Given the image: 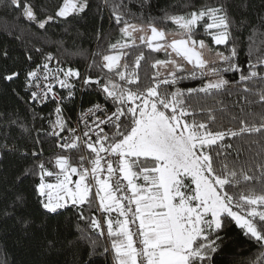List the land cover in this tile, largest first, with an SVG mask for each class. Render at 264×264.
Instances as JSON below:
<instances>
[{"label":"snow or ice","instance_id":"1","mask_svg":"<svg viewBox=\"0 0 264 264\" xmlns=\"http://www.w3.org/2000/svg\"><path fill=\"white\" fill-rule=\"evenodd\" d=\"M132 2L102 0L98 11L107 10L109 24L120 33L108 42L107 52L116 54L98 49L83 73L36 49L45 62L23 71L27 98L16 88L12 92L30 107L32 102L55 105V120L51 113L42 117L32 111L33 119H48L51 130L45 137L55 139L60 153L53 168L47 167L53 162L40 159L42 148L17 142L32 129L19 116H5L8 128L21 131L16 139L8 131L0 135V161L9 155L19 161L15 174L0 182V217L13 219L28 234L35 221L25 214L27 201L19 188L26 177L38 176L33 193L44 215L70 209L87 225L76 240L68 241L74 247L73 264H95L110 255L113 264H214L232 223L258 247L251 264H264V0L255 20L248 14L250 0H184L174 6L184 9L182 14L165 11L159 17L161 23L176 25L175 31L157 27L150 12L143 18L133 13ZM136 4L143 11L151 0ZM8 7L45 29L86 13L90 4L62 0L51 15L29 0H8ZM234 8L241 10L238 17ZM200 29L214 45L226 46L227 54L198 39ZM109 36L97 28L98 44ZM137 39L152 52L165 53L151 64L155 71L147 83L138 71L144 53L130 66L121 63L129 53L117 51L132 48ZM242 46L247 48L244 64L239 61ZM64 53L76 56L83 50L65 48ZM27 59L33 61L31 55ZM93 68L101 75L93 78ZM227 73L238 78L230 81ZM20 76L21 70L0 69L5 82ZM196 79L197 86H180ZM73 81L102 98L80 108L75 126L64 111L76 96ZM42 142L39 136L33 140L35 145ZM49 177L56 182H47ZM56 243L55 237L46 238L48 249ZM0 264H8L7 259Z\"/></svg>","mask_w":264,"mask_h":264},{"label":"trees","instance_id":"2","mask_svg":"<svg viewBox=\"0 0 264 264\" xmlns=\"http://www.w3.org/2000/svg\"><path fill=\"white\" fill-rule=\"evenodd\" d=\"M29 2L43 6L47 14H54L56 8L62 3V0H29ZM102 0H89L90 8L86 13L68 17L67 20L59 19L46 25L45 29H39L35 24L25 20L20 13L8 7V0H0V69L7 67L8 69L21 70L19 79L13 82H5L0 80V135L5 131L10 132L11 138L16 139L20 134V129L16 127L8 128L5 123V116L15 118L19 116L24 120L27 127L32 129L31 135H25L23 139L17 142L26 145L28 148L35 147L38 151L42 148L43 155L41 160H51L53 163L46 164L50 169L54 166V156L58 154L55 147V139L45 137V133L49 131L48 119H33V111L39 116L48 117L51 113L53 116V105L47 104L38 106L32 102L31 107L25 103V100L18 98L12 89L16 88L20 96L27 98V94L23 90V71L28 68H35L36 64L44 63L43 55L36 52L39 48L42 53L51 52L54 57L65 61L63 67L79 68L81 73L84 72L88 64L91 63L92 53L98 49L108 50V42H115L119 38L120 33L116 26L110 25L107 10L102 13L98 11ZM184 0H151V6L140 10L136 4V0L129 5L132 12L136 15L145 16V13L150 12L153 17L157 18V27L165 28L166 31H175L177 26L170 21L161 23L159 17L167 11L172 14H182L184 9L174 7L182 4ZM199 3L200 0H195ZM240 0H236L239 3ZM252 7L248 9V14L255 20V13L260 9L261 0H250ZM38 14L43 18L44 13L37 8ZM239 8H234V15L239 16ZM101 15L103 20H101ZM132 22H137L133 20ZM103 28L104 33H110L108 40H102L97 43L96 30ZM201 35L197 38L205 39V42L212 48L225 51L226 46L214 45L211 37L203 36V29L199 30ZM247 36V33L244 34ZM173 37L169 36V40ZM175 38H179L178 36ZM244 37H242L243 39ZM71 51L83 50V54L76 56L65 55L64 49ZM129 53L122 57L121 63H129L131 66L134 59L141 52L145 55V60L141 61V67L138 70L143 82L147 83L149 77L155 69L151 68V64L156 59H164L163 51L157 53L152 52L146 45L141 44L137 39L136 45L132 48L117 50ZM7 52V57L3 53ZM247 48L242 46L240 49L239 61L244 64L247 60ZM113 54V52H107ZM31 55L33 61H29L27 56ZM97 61L100 57H96ZM56 60L49 62L50 68H56ZM190 67V66H189ZM106 71V70H105ZM93 78L101 75L98 69H91L90 73ZM225 78L230 81L238 78L236 73H227ZM200 80H185L180 85L181 87H194L199 85ZM231 99V98H229ZM101 100L102 98L93 89L87 91H76L74 101L64 104L65 115L75 118L81 107L90 106L91 103ZM27 117V119H24ZM39 136L42 143L35 145L33 140ZM60 153V152H59ZM66 154V153H65ZM75 155V153H73ZM19 166V161L9 155L0 161V182H3L5 177H12L15 174L16 168ZM55 177L47 178V181L54 180ZM39 182L38 176H29L24 180V184L20 186L19 191L25 196L27 204L25 214L30 215L35 224L28 232L22 230L13 219L0 217V261L7 259L8 264H73L74 247L69 245L68 241H74L80 235V230L87 227L84 222H78L76 215L70 209L61 210L59 216H45L40 208L37 199L33 193V185ZM99 215V213H97ZM115 215V214H113ZM39 225V227H37ZM95 235V234H93ZM55 237L57 243L55 249H48L46 238L52 239ZM227 241L221 246L220 250L214 254V264H251L258 255V247L253 241L249 240L244 233L232 223L227 229ZM102 244L110 247V242L107 239L101 238ZM95 264H113L112 256L110 255L107 261L98 258Z\"/></svg>","mask_w":264,"mask_h":264},{"label":"built area","instance_id":"3","mask_svg":"<svg viewBox=\"0 0 264 264\" xmlns=\"http://www.w3.org/2000/svg\"><path fill=\"white\" fill-rule=\"evenodd\" d=\"M54 69V68H52ZM74 83H76L77 85V91H81L80 90V85H79V82L78 81H73ZM57 90L60 91V92H64L65 90H62V89H59V86H57ZM35 103L36 105L38 106H42V105H47V104H50V105H53L55 107V105L53 103H45V104H40V103H37V102H33ZM89 107V106H88ZM87 107H85L84 109H86ZM80 111V110H79ZM79 111L77 112L75 118L72 120L73 121V126H75V121H76V118L77 116L79 115ZM52 120H55V113L53 112V116H52ZM81 127H83V125H81ZM51 130V127L49 126V131ZM65 133H62V135H64ZM57 152L59 153L60 152V149H57ZM135 229V226L133 227V230Z\"/></svg>","mask_w":264,"mask_h":264},{"label":"rangeland","instance_id":"4","mask_svg":"<svg viewBox=\"0 0 264 264\" xmlns=\"http://www.w3.org/2000/svg\"><path fill=\"white\" fill-rule=\"evenodd\" d=\"M149 34H150V30H149ZM139 34H137V33H134V36H138ZM113 54H116V53H113ZM73 179L75 180V179H78V177H73ZM47 182H49V183H55L56 182V180L54 179V180H52V181H47Z\"/></svg>","mask_w":264,"mask_h":264},{"label":"bare ground","instance_id":"5","mask_svg":"<svg viewBox=\"0 0 264 264\" xmlns=\"http://www.w3.org/2000/svg\"><path fill=\"white\" fill-rule=\"evenodd\" d=\"M132 227H134V225Z\"/></svg>","mask_w":264,"mask_h":264},{"label":"flooded vegetation","instance_id":"6","mask_svg":"<svg viewBox=\"0 0 264 264\" xmlns=\"http://www.w3.org/2000/svg\"><path fill=\"white\" fill-rule=\"evenodd\" d=\"M191 67V66H190Z\"/></svg>","mask_w":264,"mask_h":264}]
</instances>
